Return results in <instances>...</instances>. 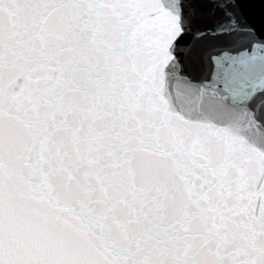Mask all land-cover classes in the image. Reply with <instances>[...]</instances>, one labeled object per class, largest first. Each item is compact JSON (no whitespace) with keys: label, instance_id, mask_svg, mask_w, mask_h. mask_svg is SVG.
Returning a JSON list of instances; mask_svg holds the SVG:
<instances>
[{"label":"snow or ice","instance_id":"snow-or-ice-1","mask_svg":"<svg viewBox=\"0 0 264 264\" xmlns=\"http://www.w3.org/2000/svg\"><path fill=\"white\" fill-rule=\"evenodd\" d=\"M258 4L0 0V264H264Z\"/></svg>","mask_w":264,"mask_h":264},{"label":"water","instance_id":"water-1","mask_svg":"<svg viewBox=\"0 0 264 264\" xmlns=\"http://www.w3.org/2000/svg\"><path fill=\"white\" fill-rule=\"evenodd\" d=\"M252 3H254L256 6L249 7L245 11L248 14L249 20L257 25L259 27L262 22V10L261 7L258 4V0H251ZM204 47L207 49V51L212 50V42L211 41H204L203 42ZM206 83H211L210 80H206Z\"/></svg>","mask_w":264,"mask_h":264}]
</instances>
